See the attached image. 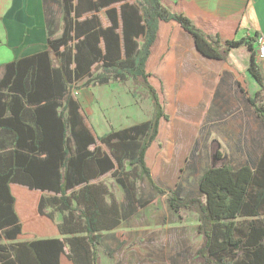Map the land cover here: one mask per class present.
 <instances>
[{"label": "trees", "instance_id": "1", "mask_svg": "<svg viewBox=\"0 0 264 264\" xmlns=\"http://www.w3.org/2000/svg\"><path fill=\"white\" fill-rule=\"evenodd\" d=\"M48 1L57 9L48 14L45 5V48L15 57L0 78V264H63L65 258L70 264H100L102 230L117 227L136 202L142 205L134 202L126 174L145 178L165 194L145 161L160 122L169 118L163 89L158 92L147 69L160 25L177 24L207 58L225 60L231 48L246 45L248 70L262 91L263 77L247 39L205 34L164 0ZM257 40L258 35L250 38ZM126 78L147 90L152 114L144 122L98 134L83 121L72 90ZM259 94L248 102L264 124ZM109 171L126 193L123 204L97 180ZM196 187L197 196L172 191L167 201L175 212L197 213L202 242L192 258L198 264H264V145H254L243 162L207 167ZM48 207L61 214L54 228ZM29 217L41 223L36 224L40 234L25 235Z\"/></svg>", "mask_w": 264, "mask_h": 264}, {"label": "rangeland", "instance_id": "2", "mask_svg": "<svg viewBox=\"0 0 264 264\" xmlns=\"http://www.w3.org/2000/svg\"><path fill=\"white\" fill-rule=\"evenodd\" d=\"M100 16L106 22L102 12ZM166 51L167 49L159 57L151 59L147 69L153 74L149 78L150 82L158 92L160 88L163 89L160 96L169 118L160 122L158 138L145 154L153 181L165 190V194L153 190L145 178L138 179L129 172L126 174L128 185L132 187L134 202L140 201L142 205L136 202L132 214L125 216L123 213L117 227L102 230L103 240L98 249L100 264H198L192 258L202 242L197 213L183 209L178 212L171 210L167 202L168 196L172 191H177L184 197L197 196V180L202 171L212 164L225 163L234 153V148L228 146L229 143H220L217 138L206 142L194 141L201 114L196 107H185L178 102L176 95L182 90L181 81L174 82L171 86L162 77L160 68L165 66ZM186 68L190 82L185 92L190 93L197 90L195 76L198 66ZM95 74L97 69H94ZM84 81L85 79L76 82V85L79 87ZM146 91L139 83L126 78L79 90L73 89L72 95L80 104V114L84 117L85 124L101 134L111 128L119 129L148 120L153 105ZM197 106L205 108L206 100L199 99ZM101 147L106 149L103 144ZM217 153L219 157L216 159ZM129 168L128 165L126 170ZM97 180L104 182L117 201L125 203L126 193L112 177V171L101 175ZM42 194L46 197L52 195ZM46 211L53 212L54 228L56 222H61V214L54 207H48ZM29 219L30 225L25 221V235L31 237L40 234L36 225L40 222L35 219L31 221V217ZM106 251H111V256ZM63 264L70 263L65 258Z\"/></svg>", "mask_w": 264, "mask_h": 264}, {"label": "crops", "instance_id": "3", "mask_svg": "<svg viewBox=\"0 0 264 264\" xmlns=\"http://www.w3.org/2000/svg\"><path fill=\"white\" fill-rule=\"evenodd\" d=\"M164 2L174 11L185 12L205 34H218L221 40L244 38L252 43L264 83V55L258 56L257 41H250L254 35L264 38V0ZM45 5L48 14L57 9L55 5L51 7L48 0H0V78L5 65L15 57L32 55L45 48ZM99 17L102 21L100 12ZM103 18L106 19V22L102 21L103 25H108L105 15ZM58 20L56 14V22ZM194 45L193 38L177 24L162 23L151 59L159 57L167 49L165 66L160 68L162 77L171 86L181 81L182 90L176 95L178 102L185 107H196L201 114L194 141L206 142L217 138L220 143H229L234 153L228 161L232 165L243 162L254 145H264V124L248 102V97L260 93L264 105V91L248 70L250 49L246 45L233 47L225 60H220L204 57ZM191 65L198 66L195 76L197 90L188 93L185 89L188 90L190 78L186 66ZM199 99L206 100L205 108L197 106Z\"/></svg>", "mask_w": 264, "mask_h": 264}, {"label": "built area", "instance_id": "4", "mask_svg": "<svg viewBox=\"0 0 264 264\" xmlns=\"http://www.w3.org/2000/svg\"><path fill=\"white\" fill-rule=\"evenodd\" d=\"M256 52L258 56L264 55V38L263 37H260L257 40Z\"/></svg>", "mask_w": 264, "mask_h": 264}, {"label": "water", "instance_id": "5", "mask_svg": "<svg viewBox=\"0 0 264 264\" xmlns=\"http://www.w3.org/2000/svg\"><path fill=\"white\" fill-rule=\"evenodd\" d=\"M214 164H212V166H213Z\"/></svg>", "mask_w": 264, "mask_h": 264}]
</instances>
